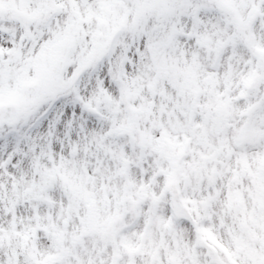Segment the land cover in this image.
Segmentation results:
<instances>
[{"label":"snow or ice","instance_id":"6c2138e0","mask_svg":"<svg viewBox=\"0 0 264 264\" xmlns=\"http://www.w3.org/2000/svg\"><path fill=\"white\" fill-rule=\"evenodd\" d=\"M0 264H264V0H0Z\"/></svg>","mask_w":264,"mask_h":264}]
</instances>
